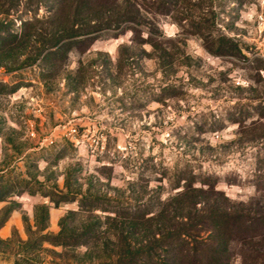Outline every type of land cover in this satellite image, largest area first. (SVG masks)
Segmentation results:
<instances>
[{
    "label": "rangeland",
    "instance_id": "374dc122",
    "mask_svg": "<svg viewBox=\"0 0 264 264\" xmlns=\"http://www.w3.org/2000/svg\"><path fill=\"white\" fill-rule=\"evenodd\" d=\"M261 12L0 0V264H153L122 258L158 228L188 229L199 260L264 264Z\"/></svg>",
    "mask_w": 264,
    "mask_h": 264
},
{
    "label": "trees",
    "instance_id": "16d2710c",
    "mask_svg": "<svg viewBox=\"0 0 264 264\" xmlns=\"http://www.w3.org/2000/svg\"><path fill=\"white\" fill-rule=\"evenodd\" d=\"M231 216H228L226 213L225 214H216L213 217V220L210 222V225L212 227V230H207L210 231V233H213L212 239L214 238L219 239V235L216 234V232L218 233L220 230H223V227L225 226V224L227 223L226 220L230 219ZM251 224V222L246 221L245 224ZM143 224H138L136 223L134 226L136 228L142 227ZM206 225V224H205ZM207 227V226H206ZM250 227V225H249ZM248 227V228H249ZM145 227H142L143 231H144ZM202 228V225H201ZM195 229V227H194ZM204 230H200V231H206V228H203ZM145 231L147 232H143L142 234H139V232L135 231L133 233V235H137L138 238H140V241L138 242V246L133 248L131 247L130 243L125 244V255L122 259H129V261H133L134 257L136 256H140L142 257V255H146V257L148 258V262L149 263H153V264H157L156 262H158V264H180L179 262L184 259V258H189L191 259V264L195 263V259L198 260L200 262V264H220L221 258L218 257L217 255H212L210 258L206 257L204 259L201 258V260H199V258L197 259V255L195 256V248H193V246L189 247V244L187 243L186 239V233L188 232V229H184V232H176L175 234H172L171 232H167L164 234V230L158 228L156 230V232L149 230V229H145ZM123 240V239H122ZM169 241V242H167ZM126 243V242H125ZM169 243V244H168ZM177 244V246H179L178 248L174 249L173 247H175V245ZM221 245L222 250H220V252L224 253L226 251V242H220L218 241L217 245ZM163 245H168L169 247V251L166 252V254H164V256L159 259V255L157 256V254L155 253L154 250H157V248H162ZM220 246H218V249L221 248ZM155 255L157 256V258H153L155 257ZM131 256V257H130ZM138 261L134 262L135 264H139ZM147 262V263H148Z\"/></svg>",
    "mask_w": 264,
    "mask_h": 264
},
{
    "label": "built area",
    "instance_id": "2783aa9c",
    "mask_svg": "<svg viewBox=\"0 0 264 264\" xmlns=\"http://www.w3.org/2000/svg\"><path fill=\"white\" fill-rule=\"evenodd\" d=\"M251 18L253 19V23L255 25V29H254L255 34H256V36H258L259 41H260L259 47H262L263 51H264V13L261 12V13L252 14ZM237 85H240V83L237 82ZM69 134L75 135L76 129L71 128L69 130Z\"/></svg>",
    "mask_w": 264,
    "mask_h": 264
}]
</instances>
